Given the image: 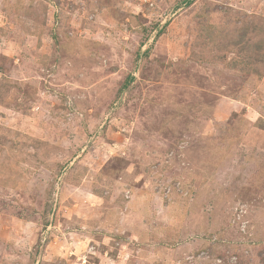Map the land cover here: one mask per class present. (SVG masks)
Segmentation results:
<instances>
[{
    "label": "rangeland",
    "instance_id": "obj_1",
    "mask_svg": "<svg viewBox=\"0 0 264 264\" xmlns=\"http://www.w3.org/2000/svg\"><path fill=\"white\" fill-rule=\"evenodd\" d=\"M0 264H264V0H0Z\"/></svg>",
    "mask_w": 264,
    "mask_h": 264
},
{
    "label": "trees",
    "instance_id": "obj_2",
    "mask_svg": "<svg viewBox=\"0 0 264 264\" xmlns=\"http://www.w3.org/2000/svg\"><path fill=\"white\" fill-rule=\"evenodd\" d=\"M191 1V0H190Z\"/></svg>",
    "mask_w": 264,
    "mask_h": 264
}]
</instances>
